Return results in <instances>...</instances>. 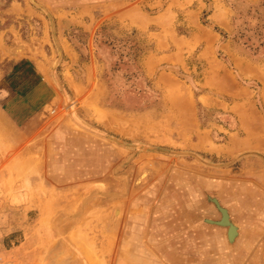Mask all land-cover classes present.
<instances>
[{
  "label": "rangeland",
  "instance_id": "374dc122",
  "mask_svg": "<svg viewBox=\"0 0 264 264\" xmlns=\"http://www.w3.org/2000/svg\"><path fill=\"white\" fill-rule=\"evenodd\" d=\"M0 254L264 264V0H0Z\"/></svg>",
  "mask_w": 264,
  "mask_h": 264
},
{
  "label": "bare ground",
  "instance_id": "6f19581e",
  "mask_svg": "<svg viewBox=\"0 0 264 264\" xmlns=\"http://www.w3.org/2000/svg\"><path fill=\"white\" fill-rule=\"evenodd\" d=\"M125 150V149H124ZM243 153V152H242ZM148 170H145V171H143L142 172V174H141V176L139 177V179L136 181V182H138V183H140L143 179L145 180V178H146V176L148 175ZM227 213H228V211H227ZM119 214H120V211H119V209H118V211H116V213H115V215H116V219L118 218V216H119ZM114 218V217H113ZM115 219V220H116ZM221 219H222V214H221ZM115 223V222H114ZM112 225V224H111ZM221 226H223V227H225L227 230V233L229 232V230H230V227H232V228H234V230H231V233H233V237L231 238V240H234L235 239V237L237 236V234H238V231H237V226L231 221V217H230V215H229V213H228V217H227V220H226V218H225V224H222Z\"/></svg>",
  "mask_w": 264,
  "mask_h": 264
},
{
  "label": "crops",
  "instance_id": "0c3cea01",
  "mask_svg": "<svg viewBox=\"0 0 264 264\" xmlns=\"http://www.w3.org/2000/svg\"><path fill=\"white\" fill-rule=\"evenodd\" d=\"M34 64H35V68H36V70H35V72H37V73H40L41 74V70H39V65L36 63V62H34ZM37 68H38V70H37ZM17 70V69H16ZM41 78V81L43 80V78L42 77H40ZM43 82H40V83H38V85H39V89L41 90L42 89V84ZM36 87V86H35ZM3 110V109H2ZM3 112L4 113H6L7 115H9L6 111H4L3 110ZM211 199V201L213 202V199H216L218 202H219V204L222 206V204L220 203V201L217 199V198H215V197H211L210 198ZM214 203V202H213ZM214 205L216 206V204L214 203ZM223 208H225L224 206H222ZM216 208H217V206H216ZM218 209V208H217ZM226 209V208H225ZM227 210V209H226ZM228 211V210H227ZM220 212V211H219ZM228 213H229V211H228ZM220 214H221V212H220ZM229 215H230V213H229ZM230 217H231V215H230ZM221 220V216H220V219L219 220H207V222H209L210 224H213V223H211L210 221H220ZM231 221L234 223V221L232 220V217H231ZM235 225H236V223H234ZM214 225H218V224H214ZM218 226H221V225H218ZM237 226V225H236ZM223 227V226H222ZM225 228V227H224ZM227 230V229H226ZM240 229H239V227L237 226V231H238V234H237V236L235 237V239L234 240H236L237 238H238V236H239V234H240V231H239ZM227 238H228V240L229 241H234V240H230L229 239V236H228V233H227Z\"/></svg>",
  "mask_w": 264,
  "mask_h": 264
},
{
  "label": "water",
  "instance_id": "95a60500",
  "mask_svg": "<svg viewBox=\"0 0 264 264\" xmlns=\"http://www.w3.org/2000/svg\"><path fill=\"white\" fill-rule=\"evenodd\" d=\"M213 202L216 204L218 210L221 212L222 219L220 221H210V222L213 224H218V225L225 224V218L227 220V217H228L227 210L225 208H223L216 199H213ZM231 230H234V228L230 227V230L228 232V236H229L230 240L233 237V233H231Z\"/></svg>",
  "mask_w": 264,
  "mask_h": 264
},
{
  "label": "built area",
  "instance_id": "2783aa9c",
  "mask_svg": "<svg viewBox=\"0 0 264 264\" xmlns=\"http://www.w3.org/2000/svg\"><path fill=\"white\" fill-rule=\"evenodd\" d=\"M0 264H1V254H0Z\"/></svg>",
  "mask_w": 264,
  "mask_h": 264
}]
</instances>
